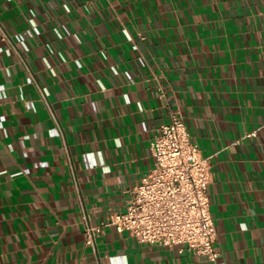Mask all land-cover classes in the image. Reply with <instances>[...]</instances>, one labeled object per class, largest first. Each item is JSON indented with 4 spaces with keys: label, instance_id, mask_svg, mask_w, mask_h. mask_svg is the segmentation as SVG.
<instances>
[{
    "label": "crops",
    "instance_id": "obj_1",
    "mask_svg": "<svg viewBox=\"0 0 264 264\" xmlns=\"http://www.w3.org/2000/svg\"><path fill=\"white\" fill-rule=\"evenodd\" d=\"M177 111L218 259L113 226L87 245L82 206L125 211ZM0 264H264V0H0Z\"/></svg>",
    "mask_w": 264,
    "mask_h": 264
},
{
    "label": "built area",
    "instance_id": "obj_2",
    "mask_svg": "<svg viewBox=\"0 0 264 264\" xmlns=\"http://www.w3.org/2000/svg\"><path fill=\"white\" fill-rule=\"evenodd\" d=\"M256 132L247 134L255 136ZM154 166L131 190L123 212L100 225L90 223L84 206L85 241L95 247L103 227L129 232L141 243L171 247L186 245L215 262L217 228L210 209V157L192 141L181 112L171 115L151 143Z\"/></svg>",
    "mask_w": 264,
    "mask_h": 264
}]
</instances>
